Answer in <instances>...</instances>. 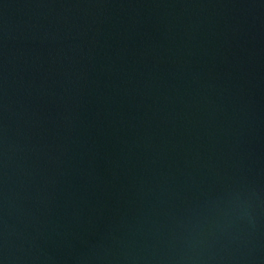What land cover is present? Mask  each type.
Listing matches in <instances>:
<instances>
[{"label": "water", "instance_id": "1", "mask_svg": "<svg viewBox=\"0 0 264 264\" xmlns=\"http://www.w3.org/2000/svg\"><path fill=\"white\" fill-rule=\"evenodd\" d=\"M0 264H264V0H0Z\"/></svg>", "mask_w": 264, "mask_h": 264}]
</instances>
